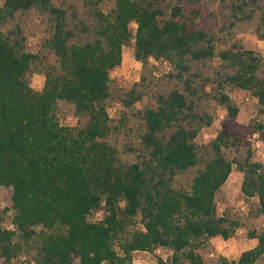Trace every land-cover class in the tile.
Instances as JSON below:
<instances>
[{
  "label": "trees",
  "instance_id": "trees-1",
  "mask_svg": "<svg viewBox=\"0 0 264 264\" xmlns=\"http://www.w3.org/2000/svg\"><path fill=\"white\" fill-rule=\"evenodd\" d=\"M103 1L0 3V20L26 11L43 15L49 26L43 46L55 55L43 88L35 90L28 72L37 55L22 36L0 29V187H11L12 209L11 227L3 225L0 212V264H13L32 239L39 243L30 264H133L134 252L158 247L171 255L157 256L154 264H200L201 246L216 236L229 239L240 226L237 218L218 215L215 202L233 164L242 173V195L257 197L264 214V161L251 153L230 158L226 149L235 134L226 128L207 142L196 140L212 123L204 100L213 81L201 67L221 41L214 27L196 20L201 0H110L108 12ZM255 2L219 0V29L251 18L253 8L246 9ZM260 22L264 29V8ZM129 43L137 61L167 62L170 84L136 111L137 143L127 145L125 154L132 157L124 159L109 139L106 100L111 71ZM219 56L224 65L214 70L220 82L212 96L227 116L234 118L238 106L223 84L251 92L264 114V57L233 47ZM146 80L143 75L119 92L123 108L142 98ZM60 102L85 116L84 123L61 124ZM253 128L264 142V123L255 121ZM193 167L189 182L178 180ZM100 210L103 217L91 219ZM248 235L254 246L237 260L221 256L217 264H264V230Z\"/></svg>",
  "mask_w": 264,
  "mask_h": 264
},
{
  "label": "rangeland",
  "instance_id": "rangeland-1",
  "mask_svg": "<svg viewBox=\"0 0 264 264\" xmlns=\"http://www.w3.org/2000/svg\"><path fill=\"white\" fill-rule=\"evenodd\" d=\"M2 0H0L1 3ZM62 0H55L59 4ZM219 0H201V15L197 21L201 26L207 28L214 27L218 32L221 41L215 46V52L207 65H202V75H210L213 84L208 85V95L204 100V105L212 115L210 126L203 127L196 140L198 143H204L212 139L222 128H226L235 134V141L232 147L226 149L230 158L235 156L245 157L251 153L252 159L264 161V142L260 139L258 133L253 128L255 121L264 123V114L257 110L256 98L251 92L243 89L231 87L223 84L232 100L238 106V113L234 118H229L224 106L220 105L212 96L215 89L219 88L220 79L215 75L214 70L222 69L224 62L219 56V52L227 48L248 49L256 55L264 57V29L260 22V16L264 8V0H256L255 3L247 7L248 12L253 8L251 18L242 19L232 28L225 30L219 29L222 16L218 11ZM101 8L108 12L114 7V2L105 0ZM191 10V9H190ZM189 10V11H190ZM189 13V12H188ZM134 29L136 25L131 24ZM0 29L3 32L12 31L18 37L24 38V46L28 51L37 55L31 64L28 72V79L31 87L35 90H41L45 82V72L55 63V55L52 51L43 46L44 39L49 35V26L46 18L35 12H18L14 18L0 20ZM169 70V64L165 61L150 58L146 63H141L134 58L132 43L123 46L122 61L119 66L111 71L110 97L106 100L108 112L111 118V132L109 139L118 149L121 157L131 159V153L125 154L127 145L137 143V133L139 129V120L135 117L138 109L151 105V94L161 88L167 87L170 82L164 77ZM146 77V82L142 87L144 95L129 110L122 107L118 94L123 89L129 88L134 82H138L141 76ZM125 111V115L123 112ZM58 118L63 125H82L85 116L74 112L72 106L60 102ZM196 168H189L184 171L178 180L186 184L195 173ZM242 173L236 164H233L232 172L227 181L217 190L215 202L218 215H227L237 218L240 226L236 229L233 236L225 240L220 236L211 238L208 243L201 246L197 253L202 257L200 264H217L219 257H225L228 260H237L243 250L249 249L255 245L256 239L249 237L250 230H264V214L258 211L257 197H245L240 190ZM0 212L3 214V225L11 227V187H0ZM103 211L100 210L94 214L91 219H101ZM140 226V225H137ZM38 240L32 239L27 245H24L13 264H30L38 246ZM171 251L165 247H158L153 252L137 251L133 253V264H154L156 257L169 258ZM69 264H78L73 261ZM182 264H189L187 261Z\"/></svg>",
  "mask_w": 264,
  "mask_h": 264
},
{
  "label": "built area",
  "instance_id": "built-area-1",
  "mask_svg": "<svg viewBox=\"0 0 264 264\" xmlns=\"http://www.w3.org/2000/svg\"><path fill=\"white\" fill-rule=\"evenodd\" d=\"M143 252H146V253H148V251H143Z\"/></svg>",
  "mask_w": 264,
  "mask_h": 264
},
{
  "label": "crops",
  "instance_id": "crops-1",
  "mask_svg": "<svg viewBox=\"0 0 264 264\" xmlns=\"http://www.w3.org/2000/svg\"><path fill=\"white\" fill-rule=\"evenodd\" d=\"M214 238H217V236H216V237H214Z\"/></svg>",
  "mask_w": 264,
  "mask_h": 264
}]
</instances>
